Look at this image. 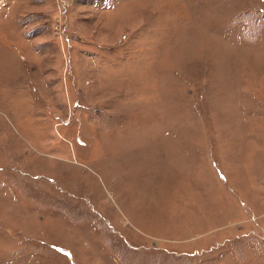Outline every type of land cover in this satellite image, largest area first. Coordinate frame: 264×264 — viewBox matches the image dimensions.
<instances>
[{
  "label": "rangeland",
  "instance_id": "1",
  "mask_svg": "<svg viewBox=\"0 0 264 264\" xmlns=\"http://www.w3.org/2000/svg\"><path fill=\"white\" fill-rule=\"evenodd\" d=\"M0 264H264V0H0Z\"/></svg>",
  "mask_w": 264,
  "mask_h": 264
}]
</instances>
